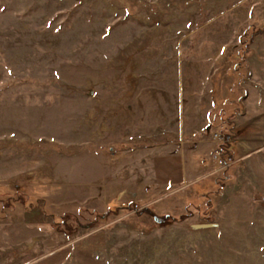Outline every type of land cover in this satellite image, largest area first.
I'll return each instance as SVG.
<instances>
[{"label":"rangeland","instance_id":"374dc122","mask_svg":"<svg viewBox=\"0 0 264 264\" xmlns=\"http://www.w3.org/2000/svg\"><path fill=\"white\" fill-rule=\"evenodd\" d=\"M0 264H264V0H0Z\"/></svg>","mask_w":264,"mask_h":264},{"label":"trees","instance_id":"16d2710c","mask_svg":"<svg viewBox=\"0 0 264 264\" xmlns=\"http://www.w3.org/2000/svg\"><path fill=\"white\" fill-rule=\"evenodd\" d=\"M221 147H222L221 157H222V159L225 162H227L232 157V152H231L232 145H231L230 139L228 138V134L225 135L223 141L221 142ZM134 202H128V203H124V204L119 205V206L108 207L105 212H113V210H115L116 208H121V207H126V206H132L134 204ZM66 215L68 216L70 214H66Z\"/></svg>","mask_w":264,"mask_h":264}]
</instances>
